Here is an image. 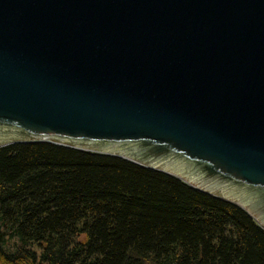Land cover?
<instances>
[{
	"label": "water",
	"instance_id": "95a60500",
	"mask_svg": "<svg viewBox=\"0 0 264 264\" xmlns=\"http://www.w3.org/2000/svg\"><path fill=\"white\" fill-rule=\"evenodd\" d=\"M162 172L264 228V0H0V148Z\"/></svg>",
	"mask_w": 264,
	"mask_h": 264
},
{
	"label": "trees",
	"instance_id": "16d2710c",
	"mask_svg": "<svg viewBox=\"0 0 264 264\" xmlns=\"http://www.w3.org/2000/svg\"><path fill=\"white\" fill-rule=\"evenodd\" d=\"M0 264H264V228L171 175L15 144L0 148Z\"/></svg>",
	"mask_w": 264,
	"mask_h": 264
}]
</instances>
